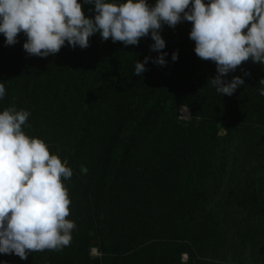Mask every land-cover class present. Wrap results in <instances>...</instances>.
Segmentation results:
<instances>
[{"label": "trees", "instance_id": "1", "mask_svg": "<svg viewBox=\"0 0 264 264\" xmlns=\"http://www.w3.org/2000/svg\"><path fill=\"white\" fill-rule=\"evenodd\" d=\"M92 7L82 5L86 16ZM191 26L165 25L167 64L149 61L139 77L136 61L157 55L150 37L125 46L94 34L85 49L41 58L23 50V33L11 46L0 34V111H29L22 130L71 168L61 179L76 225L61 250L0 261L264 264V67L242 62L226 78L245 85L220 97L208 81L215 63L194 53Z\"/></svg>", "mask_w": 264, "mask_h": 264}, {"label": "clouds", "instance_id": "2", "mask_svg": "<svg viewBox=\"0 0 264 264\" xmlns=\"http://www.w3.org/2000/svg\"><path fill=\"white\" fill-rule=\"evenodd\" d=\"M82 5H92L93 14L86 16ZM185 21L192 25L188 38L194 41L196 56L215 63L216 75L208 81L220 97L232 96L245 85L240 76L226 78L242 62L251 59L264 67V0H0L5 46L16 44L23 33L22 47L30 56L45 58L65 45L85 49L94 34L125 46L150 37L149 49L157 55L136 61L138 77L149 61L167 64L161 32L165 25L174 28ZM177 59L173 51L171 61ZM258 84L264 96V78ZM5 93L0 81V100ZM29 117V111L14 106L0 111V254L21 260L68 246L76 227L66 219L71 201L61 179L68 180L72 170L50 155L42 139L25 134ZM220 134L226 135L227 129L221 126Z\"/></svg>", "mask_w": 264, "mask_h": 264}, {"label": "rangeland", "instance_id": "3", "mask_svg": "<svg viewBox=\"0 0 264 264\" xmlns=\"http://www.w3.org/2000/svg\"><path fill=\"white\" fill-rule=\"evenodd\" d=\"M178 112H179V118L182 119V120H189L191 118L189 110L187 108H185V107H181L178 110ZM97 253L98 252H97L96 249L92 250V254L93 255H97ZM184 259H185V257H184Z\"/></svg>", "mask_w": 264, "mask_h": 264}]
</instances>
